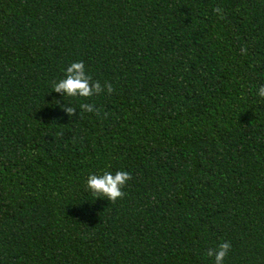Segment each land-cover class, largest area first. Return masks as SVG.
<instances>
[{
    "label": "trees",
    "instance_id": "1",
    "mask_svg": "<svg viewBox=\"0 0 264 264\" xmlns=\"http://www.w3.org/2000/svg\"><path fill=\"white\" fill-rule=\"evenodd\" d=\"M262 85L264 0H0V264H264Z\"/></svg>",
    "mask_w": 264,
    "mask_h": 264
},
{
    "label": "clouds",
    "instance_id": "2",
    "mask_svg": "<svg viewBox=\"0 0 264 264\" xmlns=\"http://www.w3.org/2000/svg\"><path fill=\"white\" fill-rule=\"evenodd\" d=\"M213 11L222 17L223 10L219 7ZM104 89L111 93V84L105 82ZM53 91L62 93L65 97L70 98H91L102 91L99 81H94L85 71L83 61H73L64 69V77L53 84ZM257 96L264 98V85L260 86L256 93ZM55 102V101H54ZM80 107L86 111H93V107L88 103H80ZM74 108L69 107L66 112L71 115ZM130 179L127 171L118 170L113 172L103 171L100 174L89 173L86 180L87 189L97 197H106L108 201H115L122 197L121 189ZM230 244L225 241L220 243L215 250L209 249L207 256L214 257V264H223Z\"/></svg>",
    "mask_w": 264,
    "mask_h": 264
}]
</instances>
